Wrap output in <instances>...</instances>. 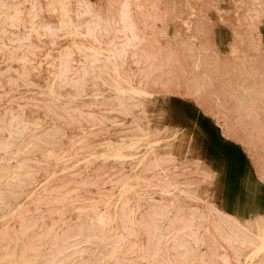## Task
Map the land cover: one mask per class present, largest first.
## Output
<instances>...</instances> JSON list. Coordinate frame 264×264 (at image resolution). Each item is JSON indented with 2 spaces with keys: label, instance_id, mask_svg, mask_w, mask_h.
I'll return each mask as SVG.
<instances>
[{
  "label": "rangeland",
  "instance_id": "374dc122",
  "mask_svg": "<svg viewBox=\"0 0 264 264\" xmlns=\"http://www.w3.org/2000/svg\"><path fill=\"white\" fill-rule=\"evenodd\" d=\"M2 2L4 9H21L22 20L16 27L6 25L4 32V16L0 18V264H245V251L237 260L209 222H152L147 215L155 206L150 205L153 197L162 204L170 194L161 198L158 184L137 182L136 161L145 151L165 152L173 140L170 129L150 123L153 134L125 150L132 157H106L129 128L139 122L146 125L142 111L94 127L107 125L110 132L97 137L90 155L79 150L85 134L80 128L66 127L64 134L53 137L54 143L42 136L58 124L47 116L46 107L79 113L95 96L99 102L111 95L97 72L84 70L85 55L89 47L123 52V32L102 23L97 40L85 36L89 16L81 13L80 0ZM139 3L132 1L130 13L140 16L138 25L153 55L139 59L128 51L117 73L146 75L156 94L165 95L172 107L187 108L212 132L216 144L232 140V152L247 154L246 161L232 160V193H242L246 173L256 179L257 171L264 188V38L258 35L259 29L264 31V0H156V8ZM61 4L80 22L78 31L60 28ZM62 56L69 59L67 79L84 80L83 93L76 94L73 85L56 77ZM102 58L99 55L96 62L102 63ZM135 98L141 106L150 99ZM35 137L41 138V148L28 142ZM170 173L180 180L198 177L181 165ZM123 175L129 182L124 189ZM142 175L150 178L149 173ZM11 180L13 186L3 184ZM254 186L258 191L251 199L264 204L260 188ZM174 194L176 203L191 210L199 203L177 190ZM224 202L225 210L230 200ZM260 228L264 226L253 224L251 235L256 237Z\"/></svg>",
  "mask_w": 264,
  "mask_h": 264
},
{
  "label": "bare ground",
  "instance_id": "6f19581e",
  "mask_svg": "<svg viewBox=\"0 0 264 264\" xmlns=\"http://www.w3.org/2000/svg\"><path fill=\"white\" fill-rule=\"evenodd\" d=\"M116 1L80 0L81 13L89 16V19L85 22V36L97 40V27L103 23L110 26L114 25L116 30H121L126 40L123 45L125 49L123 52L117 49H95L94 47H89L90 52H87L85 55L88 65L84 70L97 72L96 76L103 78L102 82L111 89V95L108 97L103 96L99 102V98L95 96L90 100L88 107L82 109L79 113L72 108L53 109L46 107L48 111L47 116L53 120H57L58 124L51 131L42 133V136L44 139L52 140L51 142L54 143L53 137L64 134L66 127L80 128L82 131H85V134L82 138V147L79 150L86 155H90L93 154L90 149L97 137H101V135H106L110 132L107 125L101 126L98 129L94 127L100 122L102 123V121H111L112 117L121 121L125 116H132L135 110L142 111V118L148 124L146 123L144 125L139 122L129 128L128 131L130 132L115 141L107 152L106 157H112L114 160H119L124 157L129 158V156L132 157V154L125 153V150L134 149L140 139L153 134L155 129H151L150 123L161 125L173 132V140L165 152L154 153L153 151H145L136 161L135 166L139 169L135 176L137 182L144 181L149 185L158 184L160 186L161 198L170 194V198L164 199L167 201L162 204L154 197L152 198L154 199L152 204L148 202L150 205H155L147 213L150 216V220L156 222L158 220L164 221L172 219V221L184 222L186 220L194 221L197 218L199 221L209 222L213 225L215 231L224 238L228 247L234 249L237 260L240 254L245 251V264H264V228H260L259 232L255 233L256 237L251 235L253 233V224L258 223L264 226V204L259 205L251 199L255 190L258 191L252 182L255 177H250L246 173L244 180L241 182L242 193L237 191L232 193L229 179L236 177L234 174L233 178V169L231 171L233 159L224 163V161L221 162L217 158L219 153L222 152V149L212 140L213 138L211 139L208 132L200 126V122L190 112L186 111L187 108L183 109L181 107L170 106L165 95H158L152 90L149 86V81L146 80V75L134 73L129 76H124L117 73L122 67L118 65V62L127 55L128 51L139 59L145 57L150 58L153 55L152 51L144 43V39H147V34L138 25L140 16H131L130 4L132 1L137 2V4L140 1L142 5L153 6L156 4V0H121L119 10L114 13L112 8L117 4ZM59 2L61 3V1ZM103 5L107 7L105 10L102 8ZM4 7L5 4L0 0V18L2 15L4 16L2 19L4 25L1 29H4L5 32L6 25L16 27L21 24L22 10L13 7L10 11L4 9ZM153 7L156 8V6ZM60 8L61 12L59 13L58 22L60 28L68 31H78L80 22H75L72 19L69 7L61 4ZM155 11L157 10L155 9ZM258 35L260 38H264V31L259 29ZM14 40L18 41L17 38ZM99 55L103 57L102 63L96 62ZM62 58L60 61L62 63L56 77L62 82L73 85L76 88V94L83 93L85 91L83 86L84 80H68L67 73L70 70V66L68 65L69 59L67 60L63 56ZM91 82L94 88L98 90L96 80H91ZM140 82L143 83L142 87H139ZM135 96H148L150 98L149 103L147 102L144 106H141L135 100ZM97 102L99 103V107L95 109ZM106 110L107 112L104 113ZM113 111L118 112V114L116 116L111 114ZM122 130L121 128L120 131ZM158 141V139H153V143L158 144ZM28 142L40 148L42 146L40 137H35ZM242 142L247 145L246 141L243 140ZM226 146H228L227 149L230 152L233 151L234 145L232 140H229ZM93 162L94 160H91L89 162L90 164H87L86 167L91 168ZM250 163H252L251 160ZM178 165H181L185 170L190 169L198 177L195 180H187L186 178L182 180L176 179L171 175L170 171ZM74 166L72 167L74 168ZM244 167L246 169L247 166ZM233 168L236 170V166ZM258 172L256 174L257 178L261 176ZM142 173H149L150 178H143ZM120 180V185L123 189L129 186V182L126 181L124 175L120 177ZM3 184L13 186L15 181H6ZM193 184L196 186L192 187L191 185ZM175 190L180 192L184 197L198 201L197 207L191 210L190 207L176 203ZM240 195L242 197H239ZM226 199H229L230 202L224 210V201ZM122 207L123 213L127 212L125 211V204H122ZM133 211L135 209H131L132 213H134ZM187 214H190V218L184 219ZM130 220L132 221L131 218ZM187 227L189 228L190 224ZM222 259L226 261L225 256Z\"/></svg>",
  "mask_w": 264,
  "mask_h": 264
},
{
  "label": "crops",
  "instance_id": "0c3cea01",
  "mask_svg": "<svg viewBox=\"0 0 264 264\" xmlns=\"http://www.w3.org/2000/svg\"><path fill=\"white\" fill-rule=\"evenodd\" d=\"M208 134H209V136L210 137H213L212 136V134L208 131ZM211 134V135H210ZM227 144L225 143L224 144V146H222V145H219L220 146V148L222 149V152H220L219 153V155L217 156V158L219 159V160H221V162H223L224 161V163H226L228 160H230V159H237V160H247L248 159V156H247V154L245 153V152H243V153H241V154H238V153H235V152H230L228 149H227V147L228 146H226ZM225 149H224V148ZM222 153H223V155H222ZM224 154H225V156H224ZM227 156V157H226ZM223 160H222V159ZM259 178H256V179H253L252 180V182L255 184V185H257L259 188H260V190H261V192L259 193V197L262 199V200H264V188L262 187H260L259 186V184H258V180Z\"/></svg>",
  "mask_w": 264,
  "mask_h": 264
}]
</instances>
